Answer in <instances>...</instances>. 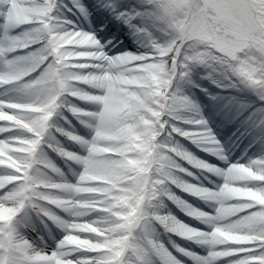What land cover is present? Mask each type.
Instances as JSON below:
<instances>
[{
	"label": "clouds",
	"instance_id": "clouds-1",
	"mask_svg": "<svg viewBox=\"0 0 264 264\" xmlns=\"http://www.w3.org/2000/svg\"><path fill=\"white\" fill-rule=\"evenodd\" d=\"M45 3H47V0H45ZM26 25L31 27L25 32L40 37V40H43L44 44L34 52L22 56L28 58L32 54H35L34 60H25L20 65V68L23 71H27L28 75L35 73L34 78L22 84L31 85L36 83L39 85V87L33 88L28 93L26 101L23 102L39 103L43 111L32 113V119L28 121L34 128L36 146L33 147V143L30 140H26V146L19 150L20 153L27 154L29 157L23 165V176H0V181H7L0 188H3L5 185H13L15 181L23 180L30 199H28L27 205L22 210L31 209L38 217L41 215L47 216L50 219L55 217L57 223L65 229L66 234L57 242L54 250H46L37 244L35 240L26 238L14 226L12 248L9 249L6 238L3 246L9 256L19 252L27 259L32 260L34 264H55L57 258H61V264H82L80 257L87 254L88 251H93L98 246L95 238L102 237L100 229L91 227L88 221L77 223L73 219L69 221L59 220L46 207V205H54L63 209L69 216L73 217L76 215L75 205L79 201L73 200L71 202L72 206H69V199L64 195V193L69 191V182L64 180L60 170L55 165L43 157L41 145L53 127V117L61 116L62 110L71 113L73 117L91 131L90 138L84 139L76 134L75 130H65L62 127H56V131L60 132L68 140L85 148L86 155L81 157L62 147H54L52 144H49V147H53L54 151L61 157L69 161H75L81 165H83L84 158L89 155V146L97 143L101 132L113 136H121L123 129L118 126L116 121H109L103 126L101 124L100 115L104 112L105 105L100 102L99 98L107 95V90L100 86L101 77L96 74L97 71H84L89 68L95 69V67L90 66L89 63L84 61H89L88 58L100 55L101 52L92 50V47L80 46V40L84 33L70 30L67 22L63 24L58 22L55 15L49 17L47 20L39 19V23H28ZM249 40L255 42L264 41V20H257L252 32L249 33ZM28 47L29 45L24 48ZM209 53L210 55L206 56L207 60H214L215 55L213 53L215 51ZM187 54L188 52H185V55ZM105 58H110V56L107 55ZM92 61L96 62V60ZM95 64L92 63V65ZM222 65L227 64L224 63ZM140 78L143 80V77ZM144 84L146 88L141 89L142 92L148 91L149 93H155V95L150 96V104L154 105L152 112L146 114V118L150 120V124L147 126V135L144 134L142 127L137 129L141 135V139L146 143V149L144 152L135 154L136 158L142 162L141 166L148 169L147 178L151 180L152 197L144 205V210L147 215L154 219L159 218L168 232L178 234L188 240L199 241L203 244L211 241L215 247H210L208 255L215 251L216 248L222 251H228L234 245L251 244L254 241L264 240V227L255 231L240 233L233 231L231 224L225 222L223 225H212L209 232H202L177 221L171 215L158 214L159 208L154 207L153 202H158L160 198L169 194V184H175L177 186L183 184L185 188L191 189L194 195L214 199L224 191L225 183L223 181L213 191L206 187H197L177 177L176 174L184 171V169L176 163L173 157H182V151L170 140L171 134L177 133L180 136L191 138L193 133L172 127L168 125L167 120L163 119L169 113L175 112L168 106L169 100L173 96H170L169 89L167 86H164L163 80L153 79L150 76L148 77V82H144ZM83 86L96 89L98 92L97 94H92L85 90ZM161 88H163V91H161ZM70 98H75L83 102H92L96 106V110L88 111L78 107ZM176 115L179 116V113H176ZM44 116H47L46 120L43 119ZM0 118H6L3 112H0ZM200 120L196 119L194 123L200 124ZM166 125L168 126L166 127ZM35 128H38L39 131H35ZM203 135L208 139L207 143H203L205 145V151H210L212 149L210 147L211 145L218 144L215 138L207 132L203 133ZM41 161H43L42 165L44 170L37 167V165H41ZM186 161L202 167L203 170L208 172L213 168L209 164L197 160L194 157ZM250 161L247 164L232 163L227 168L234 169L232 173L234 177H241L244 172L253 169V181L248 182L245 186L231 189V191L239 194V198L231 203L249 205L241 215L253 214L249 211V208L254 203L253 196L256 191L264 197V191L257 190L261 185L255 183L264 182V172L258 166H256V170H254L253 166H247ZM114 163L120 167H127L123 161H116ZM49 169L51 173L55 174L56 178L49 174L47 171ZM85 171L82 167V170L76 177L75 183L78 184L80 182ZM18 187L9 188L8 191L4 192V196L8 197L9 193L18 190ZM19 207V202L8 203L7 206L0 204V221L9 219V217H13L15 220L22 211L19 213L16 212V209ZM188 211L192 212L193 209L189 207ZM155 241L159 242L158 240ZM102 243H106V241H102ZM67 252H72L73 254L79 253L80 255H73L71 259H68L65 256Z\"/></svg>",
	"mask_w": 264,
	"mask_h": 264
},
{
	"label": "snow or ice",
	"instance_id": "snow-or-ice-1",
	"mask_svg": "<svg viewBox=\"0 0 264 264\" xmlns=\"http://www.w3.org/2000/svg\"><path fill=\"white\" fill-rule=\"evenodd\" d=\"M147 6L143 12L134 11H121L114 3L109 4V9L116 15L118 19L123 20L125 23L131 24V21L137 16H146L154 24L158 25L159 29L168 33L167 43H159L155 40L150 41L152 54L148 55H135V54H122L105 58L107 55L103 52L98 40L94 34H90L85 31L80 40L81 44L90 43L95 51L101 52L103 56L102 61H96L97 63H107L112 60H130L132 62L129 67L140 66V71L136 75L143 77V82H148V77H155L157 80H163L164 86L168 89L173 81V78L179 74L181 77L188 75L189 69L196 63H204L207 57L200 58L197 55V50L192 48V42L187 44H180L179 42L173 43V40L177 36V26L182 24L188 25H204L209 32L222 33L226 39L232 40V46L225 49L223 54L216 52L214 48L207 47L208 52L215 51V59L219 58L221 64L226 63L228 70L236 77L240 82L252 88L258 90L261 100H264V41L255 42L249 40V33L252 32L257 20H264V0H190L188 4L179 5L180 11L176 12V7L166 3V0H143ZM7 0H0V5H5ZM18 3L33 5V10L40 12L42 15L40 19L47 20L54 15V10L59 7L57 0H38L34 4V0H18ZM81 13H84L85 9L79 6ZM9 7H12L9 5ZM180 17V19H178ZM33 23H39V20H33ZM22 25H17L20 27ZM0 27L7 31L12 25L4 21V12H0ZM136 32H146V29L137 28L133 25ZM216 43V41H213ZM192 50L185 55L186 49ZM17 50V49H16ZM15 50V51H16ZM12 51H7L0 48V66L2 62L7 60L10 71L5 75L0 68V76L3 79L9 80L10 77L18 75L16 71L15 60H8L7 54ZM171 57V59H169ZM167 61V63H166ZM22 85L21 80L11 79L8 83L0 82V87L13 86L19 89ZM27 85H25L26 87ZM135 91V90H134ZM163 91V88H161ZM0 112H8L9 115L0 119V134L21 132L27 135H8L0 139V144L8 145L3 150L7 152L8 156L18 162L20 168L17 171L16 167H8L7 164H0V169L8 170L6 174L23 176L24 162L29 157L27 154L17 152L16 149L24 147L20 143L21 140H30L33 143V147L36 146V136L34 132H27L16 126L13 117L17 119L24 118L20 116L19 110L9 105L19 103L14 99H0ZM124 103H127L132 109L131 117L135 119V103L131 99H124ZM104 113H101L100 117L103 118ZM43 119H47L44 116ZM117 119L122 117L118 114ZM205 121L200 120V125H204ZM35 131H39L35 128ZM23 157V159H21ZM4 157H0V160ZM253 166L256 170V166L264 172V159H253L249 165ZM151 184V180H148ZM260 184L261 187L257 190L264 191V182H255ZM140 181L135 182V187L132 188L129 197V204L131 205L132 217L131 223L121 232L111 231L110 235L103 237H96L98 245H103L102 241L112 240L115 236L126 235L127 240L122 242L120 248H101L97 251H88L87 255H82L80 260L82 264H154L153 257H159L163 264H179L164 247L152 238L148 229V224L151 220L157 221L159 218H153L147 215L144 210V205L152 197L150 188H145L143 191V200L140 199L141 192L139 191ZM18 187L10 193H15L12 197H5L4 192L9 188ZM30 199L29 193L26 189L23 180L15 181L13 185H5L0 188V204L19 202L20 207L16 209L19 213L23 207L27 205V201ZM249 211L253 214L259 213L264 215V205L252 204ZM52 220L56 221L53 217ZM102 222L105 224H112L113 221L110 217L105 216L102 218ZM162 222V221H161ZM255 231V230H254ZM5 238L9 249L12 248V241L14 240V221L8 225L0 223V264H34L30 259H27L22 253H15L14 255H8L4 248ZM186 256H191V253H184ZM66 258L71 259L72 252L65 254ZM7 257V258H6ZM197 259L196 257H193ZM221 258L228 259V264H264V240L254 241L251 244L234 245L228 251H222L216 248L210 255L203 259L198 260V264H215V262ZM55 264H61V258H57Z\"/></svg>",
	"mask_w": 264,
	"mask_h": 264
},
{
	"label": "rangeland",
	"instance_id": "rangeland-1",
	"mask_svg": "<svg viewBox=\"0 0 264 264\" xmlns=\"http://www.w3.org/2000/svg\"><path fill=\"white\" fill-rule=\"evenodd\" d=\"M81 1V0H80ZM99 3L102 4V10L100 11L101 14H103L104 16H107L108 19H112V15L114 14L108 7L109 4H115L116 6H118V8L121 11H128V12H134V11H139V12H143V10L147 7L143 0H136L134 6L133 4L130 3V0H98ZM38 0L35 3H37ZM58 5L62 8L65 7L67 9L68 12H73L76 15L75 10L73 9V6L75 5V0H57ZM190 2V0H166V3L171 4L173 6H177L176 7V12L178 13L180 11L179 5H185L188 4ZM79 6H82V3L79 4ZM24 7V8H23ZM59 7L57 9L54 10V15L55 18L58 22L62 23V21L65 19V17H60V10ZM84 8V7H83ZM16 11H13L9 8H6V12L5 14L8 16V18L11 19V17L14 18H19L17 24L13 25L12 27H10L7 31H5L4 29H2V27H0V38L2 40H0V43L2 42H6L9 35L11 34H15V31H19L20 27H26L27 25L24 24L23 21L27 22V19L32 18L35 20H39L41 17V13L38 11L33 10V5H27V4H20L16 7ZM62 10H65L64 8ZM106 12V13H105ZM82 14V18L84 19L82 22H80V19L78 20L75 16H74V20H72V26L70 27V30H76V31H85L88 32L90 34H94L96 39L98 40L99 44L102 46H107V47H114V45L117 44L118 39L111 35V34H106V32L104 31V26L101 24L99 25V23H95L92 24L91 19L87 17L86 15V11H84V13ZM74 15V14H73ZM15 19V20H16ZM115 19V18H114ZM178 19H180V17H178ZM5 21V19H4ZM154 27L157 28L159 27L158 25H154L148 17L146 16H137L135 19H133L131 21V24L125 23L123 20L120 19V21H115L116 24H120L122 27H124V29H132L133 30V25L136 26L137 28H143L146 29V32L149 33L148 28L143 25L144 23H149ZM24 24V26L22 25ZM17 25H22L20 27H17ZM83 26H87L90 27V29L85 30L83 28ZM148 30V31H147ZM167 33V32H165ZM2 35V36H1ZM5 35V36H4ZM150 38L147 39L149 46L146 47V50H141V49H137V50H132L129 48H124L122 47L121 49V53L123 52H128V53H142V54H147L148 56H150L152 54V49H151V45H150V41L151 40H155L161 44L163 43H167V40L164 41H158V39L156 38H152L151 36H149ZM19 38V43L21 40L25 39V36H23V33L20 34ZM168 33H167V37L166 39H168ZM189 41L192 42V48H195L197 50V55L200 58H204L207 55H210V53L207 51V47L205 46H209L215 49L216 52H219L221 54H223L224 50L231 47L232 46V40H228L225 38V36L222 33H219V30H217L216 32H209L208 29L204 26V25H188V24H182V25H178L177 26V36L175 37V39L173 40V43L179 42L180 44H187ZM213 41H216V43H213ZM5 44V43H4ZM44 44L43 40H38L37 42L31 43L29 44L28 48H24V49H17L16 47V51H13L7 54V58L8 60H15L13 59V57H18V60H15V64H16V71L18 73H20L22 71V69L20 68V65L25 61V60H34L35 59V54H32V56L25 58L22 56H25L26 54L30 53V52H34L35 50L41 48ZM191 48L186 49V52L191 51ZM22 53V54H21ZM116 53V52H114ZM118 54V53H116ZM214 55H216V53H213ZM22 55V56H19ZM212 61V62H211ZM132 62L125 60L123 62V65H118L116 66L109 74L108 73H102L101 74V82L102 83H108L110 85V93L108 95V99H101L100 102L103 103L105 105V109H104V115L103 118L100 117L101 123L105 122V119L110 118V120H112L113 116L115 115V110L117 107V101L116 98L119 95H126L129 91L133 90V93H137L136 89L130 85H135L136 87L139 86L138 82L140 81V76L136 75V73H138L140 70H127L126 68H128V65H131ZM206 65V68H201V65L203 66ZM0 68H2V70L4 71H10L9 69V65H8V61L5 60L2 62V66H0ZM208 72V73H207ZM210 73V74H209ZM207 74H209L210 76L213 77V75L215 76H219V75H223L227 77V82H225V84L220 85L219 87H225L227 90H224L223 88H220L221 91H227L228 95L230 94L231 97H233V101H240V97H241V102H245L243 101V99L246 100L245 103H247V106L249 108H252L255 102H250L251 98H243L245 97V95H241V91L243 90H248V89H252L250 87H248L247 85L243 84L240 82L239 78L234 76L227 68V65H222L219 62V58L217 57V59H209L206 60L204 63H196L194 65H192L189 69L188 75L186 77H181L179 76V74H177L176 77L173 78L172 83L170 84V86H175L176 82H179L180 80H183L184 82V89H189V91L191 92V94H189L188 92H182V94L184 95V97L187 99V101L192 102L195 104V106L198 107V119H202L205 120V125L204 128H202L204 130V133L207 132L208 134H210L212 137L215 138V140L218 142V144H216L217 148L215 149L216 152L214 151V156L220 160H222L220 158V156L223 158H226L225 156V152H227L229 149H231L233 146H235L234 143H228V138L223 137V136H219L218 134L213 132L212 127H210L208 125V123L206 122V119L203 117V113L201 111V107H200V99L199 96L195 93V89L193 88H197V89H201V82L199 81L202 80L201 78L207 76ZM106 75H108L110 77L109 81L106 79ZM32 76L34 78L35 73H32ZM215 76L213 77L214 79ZM200 77V78H199ZM113 78V79H111ZM153 79H155V77H153ZM34 88L39 87V85H37L36 83L33 86ZM85 88V86H83ZM237 88L240 91V94H238V90L236 92H232L231 89L233 88ZM183 89V90H184ZM31 90V89H29ZM85 90H87V88H85ZM135 90V91H134ZM182 90V91H183ZM173 92L172 94H174L175 91H170ZM169 92V93H170ZM257 95L259 96V92L258 90H256ZM29 91L27 90L25 92V98H27ZM150 94H155V93H150ZM171 94V95H172ZM22 95V94H21ZM117 95V96H116ZM227 95V96H228ZM256 95V97H258ZM208 97L207 94L202 92V95L200 96L201 99H205V97ZM236 97V98H234ZM260 99V96L258 97ZM71 101L76 104L78 107H81L85 110L88 111H95L96 110V106L93 105H87V102H83V101H79L76 100L75 98H70ZM173 99V98H172ZM148 107L150 108V110L154 107V105H151L150 102H147ZM224 105L225 107H229L230 103L226 102ZM258 107L262 108L261 113L263 114V123L258 124L255 123V121L253 120H248L246 123L241 124L239 131L242 132H246L247 134H249V136L252 138V141L256 142L258 141L259 143H261V145H264V101L261 100V102L257 105ZM257 107V108H258ZM231 113V118L233 119L234 122H236V118L237 115L235 113V111L230 110ZM27 115L29 114H20V116L24 117L21 119H17L21 122H23L24 120H26V118L28 117ZM164 120L168 121V125H171L173 127L172 122L169 121V119L163 118ZM120 125H122L123 127L127 126L130 128V132H135V130L137 128H144L147 129V126L150 124V120H144L142 118H137L135 117V119L132 118H123L120 119L119 122ZM166 125V127L168 126ZM53 126L55 127L56 125L53 124ZM230 126V125H229ZM228 126V127H229ZM131 127H137V128H131ZM243 127L248 128V130H245ZM200 129V130H202ZM81 131V132H80ZM77 129L76 130V134L80 135L81 137H83L84 139H89V137H87V134L83 131ZM178 138V139H177ZM182 138V139H181ZM177 141H179V143L181 145H183L185 147V152H186V156L184 158V160L180 161L179 166L182 167L184 170L188 171L189 176L186 177H182L183 181L187 182V183H191L196 185L197 187H206L209 188L210 190H216L218 188V186L220 184L225 183V188L224 191L222 193H220L219 195H217L216 197L220 196L222 201H223V215L225 216V218L219 223V225H223L225 224V222H228L231 224L232 230L235 232H240L243 233V229L239 230L238 226L240 225V223L242 222H237V215H235V213L232 214V212L234 210H238L241 209L240 211H238V214H242L247 207H249V205H243V204H233L231 203V201H225V197H226V193L227 191H229L228 189L232 188V187H236V186H244L243 184H237L235 182H232L231 179L229 177L226 176V174L220 173V177L218 174L216 173H210L207 174L205 177V174H203L204 176H202L200 173H202L201 171H199L200 168L196 165L190 164L188 163L186 160L190 159L191 157H194L204 163L209 164L210 162H208V160L206 159H202L199 156V152H202L201 149H199V147L197 146H193V143L190 142L186 137L184 136H176ZM184 139V140H183ZM190 143V146L187 144V141ZM139 142H136L135 145H133L132 147V152L134 154L139 153V152H144L146 149V143L140 138L138 140ZM111 140L108 139L105 136H101L98 138L97 143L92 144L89 146V149H91L92 152L89 153L90 159H89V163L87 165V167L85 168V173L82 176V180H84V184L86 186L92 187L94 188L93 191L96 193V195L98 196H102V191L103 190H98L97 187L99 186V178L101 176V174L103 173V168L102 166V162L105 161L107 158H109L111 156V154L109 153V149H111ZM75 148L77 149L76 151H72L75 154H79L82 155L83 152L86 153V149L83 148L81 145L79 144H74ZM193 148V149H192ZM20 152V151H17ZM39 156V153H38ZM88 156V157H89ZM189 156V157H187ZM128 157L125 156L124 159ZM127 162H125L127 168H129L131 170L132 173V177L128 182V187L129 190L128 191H123L121 188H116L113 192H111V200L115 201V205H114V210L116 212V214L119 213H125L126 216L125 218H122V222L121 225H118V231L121 232L123 231L126 226L131 223V217L133 215L132 210H131V205L129 204V197L131 194V190L133 187H135V182L136 181H140L139 184V191L141 192V196L140 199L143 200V191L145 190V188H150L151 189V184H149L148 182V178H147V173H148V169L144 168L141 166V161L138 160L136 158V155L134 158H126ZM92 160V162H91ZM51 161V160H50ZM225 161L228 162L227 159H225ZM68 165H72L71 161H67ZM179 162V161H178ZM52 163V162H51ZM66 163V161H65ZM71 163V164H70ZM234 162H228V164H231ZM237 163H241V162H237ZM53 164V163H52ZM211 164V163H210ZM54 165V164H53ZM215 167H218L216 164H211ZM227 166V165H226ZM12 167H16L17 171L20 170L19 166H18V162H14L12 164ZM202 168V167H201ZM60 169V168H58ZM69 170V168H68ZM66 169V172L69 173ZM234 169H232L230 171V173H233ZM200 172V173H199ZM7 171L3 172L0 170V174H6ZM183 173V171H182ZM184 173H186L184 171ZM199 173V174H198ZM64 174V172H63ZM70 174V173H69ZM184 175V174H183ZM185 176V175H184ZM141 177H143V179H141ZM204 177V178H203ZM70 179H71V174H70ZM69 179V180H70ZM237 182V180H236ZM4 183H7V181H0V186H3ZM80 185L82 183H79ZM215 186H214V185ZM99 192V193H98ZM169 192H170V196L165 198V203L167 205V207L171 210L174 211V217H176L175 219L189 227H192L196 230L202 231V232H209V228H205L204 227V222L199 220L200 225L199 226H192L191 223L192 221L188 219V217L196 219L199 216H202L204 214L208 215L211 214V204H210V199L207 197H200L198 195H194L192 193L191 189H187L185 188V186L183 184L180 185H175V184H169ZM184 196V198H182ZM188 199H190V202H188ZM51 207V208H50ZM48 207V209H53V206ZM83 208H78L81 212H82V217L79 219L80 223L87 221V217L86 214H88L87 210L89 207L87 206H82ZM189 207H191L193 209L192 212H189L188 209ZM235 207V208H234ZM211 208V209H210ZM178 211V213H177ZM180 212V213H179ZM165 213V212H163ZM231 213V215H230ZM215 214V213H214ZM212 213V215H214ZM169 215H173L172 213H170ZM180 215V216H179ZM217 215V212H216ZM229 217V218H227ZM253 217H257L252 215ZM236 218V219H234ZM185 219H188V221H186ZM190 221V222H189ZM236 221V222H235ZM152 223V222H151ZM150 225V224H149ZM155 225V223L153 224ZM156 232V229H155ZM174 235H178V234H174ZM62 235L57 232L52 231L51 232V237L53 238V240L51 241V247L52 248H56L55 243L57 244V242L59 240L62 239L61 237ZM179 236V235H178ZM181 237V236H180ZM117 239V243L115 245L114 248H120L122 246V242L127 240V236L126 235H119V238L116 237ZM172 241V247L180 252V253H185V252H192V254L195 255H199V256H207L208 252H205L206 250H204L205 248H203L204 246L201 245V243L199 241L196 240H188L184 237L175 239V238H171ZM180 241L186 243L187 245H190V249L183 243H181ZM208 245L212 244L211 241L207 242ZM113 248V247H112ZM53 249V250H54ZM188 250V251H186ZM73 255H80L79 253L73 254ZM87 255V254H85Z\"/></svg>",
	"mask_w": 264,
	"mask_h": 264
},
{
	"label": "bare ground",
	"instance_id": "bare-ground-1",
	"mask_svg": "<svg viewBox=\"0 0 264 264\" xmlns=\"http://www.w3.org/2000/svg\"><path fill=\"white\" fill-rule=\"evenodd\" d=\"M36 1L37 0H34V2H36ZM135 2H136V0H130V3L133 4V6H134ZM20 4L21 3H18V0H7V3L5 5H0V12H4V19H5L6 23H10L12 26L19 23L18 22L19 18L13 19L11 17L12 20H10V18H8V16L5 14V12H6V8H9L13 11H16L17 10L16 7ZM9 5H11L12 7H9ZM23 6H24V4H23ZM74 8H76V11H75L77 13L76 15H75V13H74V15H72L71 12H68L67 9H65L62 16H60L61 18L65 17V19L62 21V24L67 22L69 29L72 26L71 21L74 20V16L78 20L80 19V21L84 20V19H81L82 15H80V12H78L79 7L77 6V3L75 4ZM116 19H117L116 21H118V22L120 21V19H118V18H116ZM33 20H35V19L29 18V19H27V22H25V21H23V22H24V24L33 23ZM108 21L109 20L107 19L106 23ZM24 24H22V25L24 26ZM143 25H145L147 28L149 27L148 28L149 33H147V32H136L134 30V28H133V30L130 28L124 29V27H122L121 25H112L111 24L109 27L107 26L106 32L111 33L113 36H115L118 39V42H117V45L113 47V49L112 48H105L104 46L100 45L103 52L110 57L122 55V54H134V53H128V52L121 53V50H123L121 48L126 47V48L132 49L134 51L137 49L146 50V47L149 46L148 41H147V39L150 38L149 36H151L152 38L158 39V41L167 40L166 39L167 33L161 31L159 29V27L154 28L150 24V22L146 23V24L144 23ZM29 27H31V26L20 27L19 31L14 32L15 34L9 35L6 42L0 43V48L13 52L16 50V47L18 50L23 49L24 47L28 46L29 44L37 42L38 40H40V37L36 36L35 34L25 32ZM22 33H23V36H25V39L21 40L20 44H18L19 43L18 37H20V34H22ZM0 40H2V39L0 38ZM80 46H82V47H93V45H91L90 43L81 44ZM92 50H95V49L92 48ZM114 52H116L118 54H116ZM135 55H147V54H142V53L136 54L135 53ZM19 56H22V55H19ZM88 59H89V61H84V62L89 63L90 66L95 67V69L89 68V69H85L84 71H97L96 74L99 75L100 77H101L102 73H108L109 74L116 66L123 65V62L125 61V60H112V61L107 62V63H104V62L97 63V62L92 61V60L102 61L104 59L102 56V53L100 55L93 56V57H90ZM15 60H18V57H16ZM128 61H130V60H128ZM92 63H96V64L92 65ZM205 66L206 65L203 64V66L201 65V68L204 69V68H206ZM126 69L127 70H140V66H132V67H128ZM2 71L6 74L9 72V71L6 72L4 70H2ZM209 74H207V76L203 77V78H205V81H207V83H208V87H209V91H210L209 95H211L210 93H213L214 95H218V94H220V92H218L219 84L220 85L225 84V82H227V77L223 76V75H219V76L213 75V77L215 76V78H216V79H214ZM110 77L108 75H106V79L108 81H109ZM32 78H33L32 73L28 75L27 71L22 70L20 73H18L17 76L10 77L9 80H5V79H3L2 76H0V82L8 83V82H10L11 79H18V80H21V83H24V82H28ZM111 79H113V78H111ZM203 81H204V79H203ZM34 84L35 83H33L31 85L22 84L20 86V88L16 89V90L13 86L0 87V99H14V100L19 101V103H16L14 105H9V106L17 108L19 110V113H18L19 115L20 114L23 115L25 113L29 114V115H27L28 117L26 118V120H24L23 122L17 120L15 117H13V120H14V123L16 124V126L22 130L27 131V132H34L33 126L30 123H28V121L32 119L31 114L32 113H39V112L43 111V108L39 103L23 102V101H26V99H27V98H25L26 97L25 92L28 90L30 93L31 90L34 88L33 87ZM138 84H139L138 87H136L135 85H130L136 89L137 93H133V90H132V91H129L126 95H119V94H118V96L116 95L117 96V98H116L117 107L115 110V115L112 117L113 119L110 120V118H108V119H105V122L101 123L103 126L105 123H107L109 121H116L118 126L121 129H123V134L121 136H113V135H109L105 132H101L99 135V137H101L103 135L112 141L111 142L112 145H110L111 149H109V153L111 154V156L101 163L102 164L101 167L103 168V173L101 174V176L98 180L99 186L97 187V189L103 190L102 196L101 195L97 196L96 193L93 191L94 188L86 186L84 184V180H82V177H81L80 182H79V183H82L81 185L79 183L78 184L75 183L76 177L80 173V171L82 170V167L84 169L87 167V165L89 163V159H90L89 155H88L89 157L84 158L83 165L78 164L75 161H71L72 165H68V163H67L68 168H69L68 171L71 174V179L70 180L67 179V175L62 174L60 172L62 174L64 180L69 182V185H68L69 191L67 193H64V195H66L68 197L70 207L72 206L71 202L73 200L79 201V203L75 205L76 215H74L73 217L69 216L66 211H64L63 209L58 208V207H57V210L59 211L58 213L57 212H53V213L51 212L53 215H55L57 218H59V220L69 221V220L73 219L77 223H80L79 219L82 217V212H81L82 210L80 211L78 208L82 209L83 208L82 206L84 205V206L89 207L88 209H86L88 212V214H86L87 221L90 223L91 227L100 229L102 237L106 236V235H110L111 231L119 232L118 231V225H121L122 218H125L126 214L122 213V212L119 214H116V212L114 210L115 201H112L110 199L112 196L111 192H113L116 188H121L125 192L128 191L129 190L128 182L132 177L131 176L132 173H131V170L129 168L120 167L117 164H115L114 162L123 161L125 163V162H127L126 158H134L135 154L132 152V147H133V145H135L136 142H139L138 140L141 138V135L137 131V129H138L137 127H131V128H137V129L135 130V132H130L129 127H127V126L123 127L122 125H120L119 124L120 120L117 119V115L119 114L122 117V119L131 117L132 109L130 108V106L127 103L123 102L124 99H131L134 101V103L136 105L135 117H137V118L139 117V118H142L144 120H147L146 114L152 112V109L150 110V108L147 105V102H150V96L151 95H155V94H150L148 91H143V92L141 91V89L146 88V85L144 84L142 79H140ZM25 85H27V86L25 87ZM100 86L104 87L107 90V95L100 97L99 100L105 99V98L108 99V95L110 93L109 82L108 83H102L100 80ZM85 88H87V91L91 92L92 94H97V92H98V90L91 89L88 86H85ZM29 89H31V90H29ZM237 90L238 89L235 87L233 89H231L232 92H236ZM237 92H238V94H240L239 90ZM241 95H245V97H243V98H251L250 102H255V103H254L253 107L251 109H249V108H247L246 103H242L241 101L233 102L232 101L233 97H231L230 94L226 97V99H229L230 102L233 105H235L233 108L236 111L237 120H236V123L234 122L233 127H237V129H238L240 124L246 123L247 120H253V121H255V123H258V124L263 123V117H262L263 114L261 113L262 108L257 106L261 102V99L258 98L259 96L257 95L256 90H253V89L243 90V91H241ZM256 95L258 97H256ZM172 98L169 100L168 106L172 111H175V112L169 113L164 118L169 119V121L172 122L173 127L179 128L183 131H188V132L193 133L191 138L186 137L190 142L193 143V146L199 147V149H201V151L203 153H210V151L212 152L214 145L210 146V147H212V149L210 151L204 150L205 145H203V143H207L208 139L206 136L203 135L204 130L202 128H204V125L206 123L204 125L194 123V120L198 119V116H199L198 107L195 106L194 103L187 101V99L184 97V95L182 94L181 91L175 93ZM234 98H236V97H234ZM240 100H241V97H240ZM219 101L215 100V102H216L215 104L218 105L216 110L219 112V115L222 116V119H223L224 114L220 109L219 105H221V104ZM243 101L246 102L245 99H243ZM87 105L90 106V105H93V103L87 102ZM176 113H179V116H177ZM3 114H4V117H7L9 115L8 112H3ZM0 119H4V118H0ZM71 119L74 121V123L76 125H79L81 127V129H83V131L86 132L87 137L90 138L91 131L88 128H86L84 125H82L72 115H71ZM209 125H211V126L214 125L213 119L209 120ZM216 126H218V125L216 124ZM200 129H202V130H200ZM143 130H144V134L147 135V129L143 128ZM232 131L234 132V129ZM230 133H231V131H230ZM231 134H233V133H231ZM8 135H27V134L21 133V132L3 133V134H0V139L6 137ZM176 135L178 136L177 133H172L170 140L173 141L175 143V145L178 146L180 149V144L178 142L174 141V138ZM232 138H234L236 140V143H238V148L235 149V153H234V160L236 162H241L243 164H247L250 160L264 158V145L262 146L261 143L249 142L248 136H246V138H245L246 140H245L244 138H241L240 136L233 134ZM65 139H67V138L65 137ZM25 142H26V140L20 141V143L22 145L26 146ZM57 146H59V145H57ZM7 147H8V145L0 144V157H4V159L0 160V164H7L8 167H12V164L14 162H17V161L12 160V158L10 156H8L7 152L3 150L4 148H7ZM215 147H216V145H215ZM21 148L22 147L17 148L16 151H19ZM67 151H70V150H67ZM89 151L92 152L91 149H89ZM181 151H182V157H180V160L182 161V160H184V158L187 154L185 151H183V150H181ZM54 152L57 153L56 151H54ZM70 152H72V151H70ZM57 155H58V153H57ZM76 155L83 157L86 155V153L83 152L82 155H79V154H76ZM125 156H128V157H126L124 159ZM187 157H189V156H187ZM61 159L64 161L67 160L64 157H61ZM91 162H92V160H91ZM226 164H227L226 162H221L219 164V167L221 169H219L217 167H213L210 172L203 170V168H201V167L197 168V169H199V171L203 172L205 174V176L207 174H210V173H216L220 177L221 176L220 173L223 172V174H226V176L229 177L231 179V181L233 180L232 182H235L237 184H243L244 186L247 185L248 182L253 181V169H249L247 172H244L241 177H234L232 175V173H230L232 168L227 169L230 165L227 164V166H226ZM193 165H195V164H193ZM225 169H227V170L225 171ZM0 170L3 172L8 171L6 169H0ZM184 171L186 172V173L183 172L185 177L189 176V174H188L189 172L186 170H184ZM183 174L181 172H178L176 175L180 180L183 181V179H182V177H184ZM53 175H55V174L53 173ZM236 180H237V182H236ZM236 187H238V186H236ZM239 187H241V186H239ZM233 188H235V187L228 189L229 191H227V193H226L225 201H229V202L231 201L232 202V201H235L239 198L238 193L231 191V189H233ZM14 195H15V193H9L8 197H12ZM219 198H221V197L218 196V197H215L214 199H210L212 211H214V213H215L214 215L204 214V215L199 217V219L204 222V224H205L204 227L209 228V230H211L212 225H219V223L225 218V216L223 215V212H222V210L224 208L223 201ZM253 199H254V204L264 205V197H262L258 191L255 192ZM216 205H217V207H216ZM153 206L159 208L158 214H162L163 212H167V210H168V207L164 203L162 198H160L158 202L154 201ZM240 210L241 209L234 210L232 212V214L236 212L235 215H237V217H239L236 219L237 222L240 223L242 221L240 223V225L238 226V229L239 230L243 229V231H242L243 233L251 232V231L257 230L261 227H264V215H261L259 213H255V214H251V215H240V214H238V211H240ZM216 212H217V215H216ZM230 215H231V213H230ZM252 215L257 216V217L252 218ZM105 216L110 217L112 219L113 223L112 224L103 223L102 218ZM227 218H229V217H227ZM11 219H14V218L9 217V219H6V220H7V222L9 221V223H10ZM6 220L0 221V223L4 224V222H6ZM157 221H160V220H157ZM54 222L60 228V232L62 233V236H64L66 234L65 229L62 228L57 223V221H54ZM24 230H28V229L25 228ZM149 231H150L152 238L154 240H156V236L152 233L153 231L150 228H149ZM49 236H51V234H49ZM116 237L119 238V235L115 236L112 240H106V243H104L103 245H98L95 249H93V251L100 250L101 248H112V247L114 248L116 243H117ZM37 239H39V238H37ZM201 245L204 246L203 248H205L206 252L210 251V247H215V245L213 243L210 245L201 243ZM44 248L46 250H50L47 247H44ZM152 259L154 260V262H157V264H163V261L159 257H153ZM199 259L200 258L191 259L193 262L191 264H198ZM216 262H220V264H228V259L221 258V259L217 260Z\"/></svg>",
	"mask_w": 264,
	"mask_h": 264
}]
</instances>
